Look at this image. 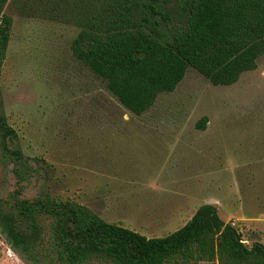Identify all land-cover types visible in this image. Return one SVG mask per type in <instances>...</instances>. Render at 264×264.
I'll return each instance as SVG.
<instances>
[{
  "label": "rangeland",
  "instance_id": "1",
  "mask_svg": "<svg viewBox=\"0 0 264 264\" xmlns=\"http://www.w3.org/2000/svg\"><path fill=\"white\" fill-rule=\"evenodd\" d=\"M21 3L4 7L12 25L0 71V114L17 133L9 145L34 166L21 198L83 204L148 237L173 233L212 203L248 246L264 244V55L231 85H215L190 67L174 91L137 115L74 55L76 23L23 13ZM13 169L9 159L0 161L7 208L19 187ZM20 220L34 232L29 219ZM52 220L38 219L45 230ZM0 264L55 263L26 260L0 227Z\"/></svg>",
  "mask_w": 264,
  "mask_h": 264
},
{
  "label": "trees",
  "instance_id": "2",
  "mask_svg": "<svg viewBox=\"0 0 264 264\" xmlns=\"http://www.w3.org/2000/svg\"><path fill=\"white\" fill-rule=\"evenodd\" d=\"M0 0V71L12 18ZM22 0L19 10L72 21L79 33L74 55L107 81L109 90L130 111L142 115L163 92H172L190 67L215 85L236 83L256 70L264 55V0ZM1 73V72H0ZM208 118L198 126L204 128ZM17 136L0 114V161L14 164L18 189L8 208L0 203V227L23 258L55 264H264V244L248 246L241 232L226 222L215 204H202L181 228L148 237L108 222L86 205L51 199L21 198L23 182L34 170ZM1 202V201H0ZM5 208V209H4ZM50 215V230L39 216ZM29 219L33 233L20 228Z\"/></svg>",
  "mask_w": 264,
  "mask_h": 264
}]
</instances>
